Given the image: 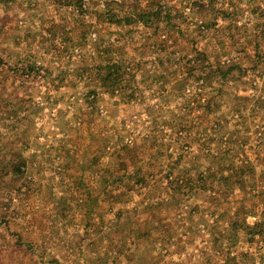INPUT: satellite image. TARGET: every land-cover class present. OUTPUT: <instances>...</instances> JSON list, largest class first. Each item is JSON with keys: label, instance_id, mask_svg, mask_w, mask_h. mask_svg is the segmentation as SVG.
<instances>
[{"label": "rangeland", "instance_id": "obj_1", "mask_svg": "<svg viewBox=\"0 0 264 264\" xmlns=\"http://www.w3.org/2000/svg\"><path fill=\"white\" fill-rule=\"evenodd\" d=\"M16 3L0 9V55L3 56V65H0V193L6 196L7 188L19 186L21 190H17V195L22 199L16 197L5 204L6 200L0 196V205L5 208L0 210V222H6H1L3 227H0V264H264V234L247 240L244 233H239L240 240L229 263L225 254L219 255L222 248L213 243L215 230L223 228L221 213L233 219V206L242 200L246 206L257 207L258 212H262L264 135L258 136L256 130L260 128V132H264V62L255 66L249 64L250 58L255 57L254 47L251 46L252 50L246 55H237L232 45L234 40L226 30H219L220 42L232 51L235 62L252 67L240 79L229 80L225 93L218 91V83L201 90H196V85L184 88L190 96H195L196 92H201L203 97L213 95L208 99L215 104L214 112L196 110L192 104L189 111L174 114V97L183 85L178 78L169 81L167 77L162 84H155L159 81L151 80L152 66L147 67L148 73L144 76H137L139 83L146 84L141 91L142 101L119 106L100 101L92 104L95 97L87 96V91L93 84L83 87L82 79L74 85H63L68 76L73 78L71 73L77 71L81 62V58L80 61L75 58V53L65 54L71 50L67 41H56L57 47L65 49L62 53L65 58L60 63L49 42L44 52L38 47L30 49L29 42L16 43V35L29 33L22 23L29 20L18 13L21 8ZM203 4L204 7L195 9L183 23L188 25L190 34L191 29L196 32L201 20L210 15ZM226 5L243 9L237 22L247 24L244 36L247 46L259 44L257 51L264 55V0H227ZM47 6L53 11L52 4ZM188 7L195 8V4L191 1ZM58 11L61 10L58 8ZM8 32L14 35L13 41L8 40ZM34 35L30 34L29 40L32 41ZM204 42L205 39H198L197 48ZM33 50L37 54L43 52L42 57L48 56L46 63L52 64L50 70L44 67L43 71H24L26 73L16 82L18 73L9 66L17 65L22 59L21 52L30 54ZM61 70H66L63 81L58 78ZM74 79L78 81L77 77ZM61 84L64 87L58 89ZM96 90L99 93L100 90ZM192 91L195 92L190 94ZM178 101L182 99L178 97ZM244 104L247 106L245 120L240 117ZM186 117L194 118L190 132L195 137L204 136L205 131L213 128L218 147L212 141L214 148L207 149L217 158L218 168L236 153V162L247 167L243 178L248 177L251 169L254 183L248 184L245 190L235 189L226 201L225 197L203 194L189 198L185 205L184 201L166 197L164 176L179 161L180 154H187L177 140L184 137V132L177 137L168 123L173 119L181 122ZM217 117H220V125L213 123ZM241 133L245 137L242 148L240 142L243 141H238ZM228 139L231 140L227 144ZM108 142L117 144L115 150L128 144L136 154L141 175H145L147 190L134 185V177L106 185L103 166L114 151L110 145L105 147ZM233 143L234 147L229 146ZM226 146L229 147L228 157ZM232 148H241V151L235 152ZM13 151L25 156V176L36 182L25 185L18 176L2 172L7 161H17L18 158L12 159ZM188 160L189 157L181 160L180 166H186ZM38 168L40 173L36 175L33 171ZM27 188L29 191L22 194ZM132 189L133 193L123 203L120 197ZM246 218L249 223L258 220V217Z\"/></svg>", "mask_w": 264, "mask_h": 264}, {"label": "trees", "instance_id": "obj_2", "mask_svg": "<svg viewBox=\"0 0 264 264\" xmlns=\"http://www.w3.org/2000/svg\"><path fill=\"white\" fill-rule=\"evenodd\" d=\"M42 1L43 3H38L36 0H32V2L20 0L16 3L14 0H0V9L4 6L7 7L8 4L14 5L16 3L21 8L18 13L26 15L28 18L29 21L24 20L22 23L29 29V33L25 32L23 36L16 35L18 45L29 42L30 49L38 47L44 52L49 48L47 45L49 42V45L54 49L51 51L57 54L60 63L65 58L62 54L65 49L57 47L56 41H60V43L67 41L70 44L71 50L65 54L69 56V54L75 53V58L79 61L81 58V62L77 71L71 73L73 78L68 76L67 83L63 85H74L80 83L82 79L84 80L83 87L86 84H93L91 89L88 88L87 96L93 95L95 98L97 95L102 96L94 98L92 104L100 101L104 104L119 106L121 104L133 105L142 101L144 95L141 91L146 84L140 82L143 83V86L140 85L137 76H144L148 73L147 67L152 66L153 70L150 73L153 76L151 80L157 78L156 81H159L155 84H162L165 81L164 78L167 77L169 81L178 78L179 83L183 85V88L174 97L176 102L175 110H172L174 114L177 113L176 115H178L181 110L189 111L192 104L196 110L199 108L214 112L216 110L215 104L208 99L209 97L212 99L213 95L203 97L201 92H196L195 96H190L184 92V88L196 85V90H201L202 87H212L214 83H218V91L225 93V87H229L227 86L229 80L240 79L246 74L249 67H252L242 66V64L235 62L232 51L226 44L220 42L222 40L221 33H219L220 29L226 30L227 35L234 40L232 44L235 47L234 53L246 55L252 50L250 47L253 46L252 51L255 57L250 58L249 64L255 66L257 63L264 62V55L257 51L259 44L254 43L247 46V40L244 37L247 24L240 25L237 22L243 9L226 5L227 0ZM191 1L195 4V8L188 7ZM203 3L206 5L205 10L210 11V15L201 20L196 32L191 29L190 34V32L188 33V25L183 23L187 17L193 14L195 9L204 7ZM48 4L53 5V11L47 6ZM58 8L61 11H58ZM31 32L35 34L32 41L29 40ZM7 36L9 41H13V34L8 32ZM200 38L205 39L206 43L204 42L203 46L197 48V41ZM42 53L37 54L35 50L30 54L29 52L20 53L22 59L18 61L17 65L9 66L15 74L18 73L16 82L19 81L20 75L27 71L30 72L35 69L43 71L44 67L50 70L52 64L46 63L48 56H40ZM38 59H40L39 62ZM49 59L51 60L50 57ZM2 61L3 56L0 55V65H3ZM65 72L66 70L58 72L61 75L58 76L60 80L64 78ZM75 77L78 78V81L74 79ZM63 85H59L58 89L64 87ZM96 88L100 90L99 93ZM193 92L195 91L190 94ZM178 97L182 99L180 103ZM246 107V104L241 107L242 114L240 117H244L243 120L247 117L245 114ZM232 114L234 113L232 112ZM219 116L221 117V115ZM220 117L215 118L213 123L220 125ZM193 119L186 117L181 122H176L173 119L168 123L172 126L171 129L174 130L177 137L182 135L180 132H184V137H178L181 140L178 138L177 140L180 141V148H186L187 154L185 152L180 154L179 161L164 176L166 180L164 195L177 201H184L185 205L189 198H197L198 195L202 196L203 194L207 196L210 194L212 198L225 197L224 201H226L235 189L245 190L248 184H253L254 174L251 169H249L248 177L243 178L246 177L245 170L247 167L236 162V153L230 156L228 163L223 164L220 168L217 167V158L210 149H207L214 148L212 141L216 142L212 135L213 128L211 131H205L204 136L200 134L195 137V134L190 132ZM225 128L227 131L229 130L226 123ZM256 133L261 137L264 135V132H260V128L256 130ZM243 139L245 137L241 133L238 136V141H243L240 142L241 148L245 144ZM230 140L225 141L228 144ZM191 142L195 144L191 145ZM109 145L114 148V151L103 166L102 175L106 185L124 181L125 177H129V179L134 177V185L138 184L140 190H147L149 186L145 175H141L142 169L137 164L136 154L129 148L128 144L122 145L121 150H115L116 143L109 144L108 142L105 147ZM215 145L218 147L216 143ZM229 146L234 147L235 145L233 143ZM226 148L225 154L228 157L230 154L228 153L229 147L226 146ZM241 148L232 149L239 152ZM104 149L102 148V151ZM187 157L189 160L186 166L183 164L180 166V161ZM14 158H18L17 161ZM12 159L14 160L5 163L6 168L2 170L3 173L18 176L20 183L25 185L36 182V180L28 179L25 176L26 159L21 152L13 151ZM33 173L39 175L40 169L38 168ZM251 180L252 182H250ZM18 189L21 190L19 186L7 188L6 196L0 193V196L6 200L4 201L5 204H9L16 197L22 199L18 196L20 194L17 195ZM133 189L122 194L120 198L123 203L133 193ZM26 191L28 192L29 188L22 190L21 193L25 194ZM245 199L247 198L245 197ZM233 207V219L227 217L229 214H220L221 220L224 215L223 228L215 230L213 240L214 244L218 243V246L222 248L219 255L225 254L228 263L233 256L231 255L232 251L236 250V244L240 240L238 238L239 233H244L247 240H249L248 237L264 234V201L261 213L258 212L259 208L257 207L246 206L245 200ZM4 209L3 205H0V210ZM248 216L258 217V220L249 223L246 220ZM1 222L0 227H3ZM26 247H29V244H26Z\"/></svg>", "mask_w": 264, "mask_h": 264}]
</instances>
